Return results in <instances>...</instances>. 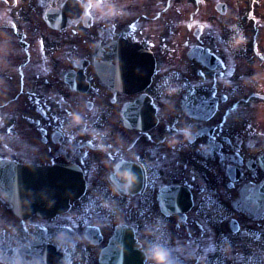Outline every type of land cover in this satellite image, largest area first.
<instances>
[{
  "label": "flooded vegetation",
  "instance_id": "af4514ba",
  "mask_svg": "<svg viewBox=\"0 0 264 264\" xmlns=\"http://www.w3.org/2000/svg\"><path fill=\"white\" fill-rule=\"evenodd\" d=\"M66 1L13 0L11 6L20 12L6 13L1 28L12 36L45 33L78 40L65 49L59 73L83 66L91 80L88 93L92 92L93 99H103L102 113L95 123H88L82 115L84 123L65 134L69 105L36 89L28 118L33 146L27 162L77 166L86 182L85 192L64 214L26 220L7 212L0 193V264H96L99 251L117 226L132 228L137 241L167 248L172 264H226L227 246L222 255L214 248L215 223L227 228L234 205L237 211L233 215L242 225L251 221L264 225V200L257 203L252 195V189L264 180L259 166L264 155V16L254 19L249 9L245 22L241 13H232V0H116L124 10L122 17L101 19L90 10L89 22H76L82 10L74 4L67 12H59ZM74 1L80 4V0ZM61 17L65 28L50 29L62 23ZM232 23L248 36L245 47L228 48V25ZM122 38L154 56V80L146 91L157 110L152 128H127L120 122L122 106L137 100L138 95L112 93L94 80L91 62L97 51ZM238 71L245 74L243 81ZM247 74L255 77L247 82ZM165 79L179 85L176 97L164 95L161 82ZM54 85L58 96L66 94L63 83ZM246 87L256 91L249 94L258 100L255 120L248 121L245 114L241 123H231L230 106L238 97L246 100ZM75 96L82 106L80 96ZM110 116L113 123H107ZM181 127L193 129L194 143L170 147L164 138L177 134ZM105 130L102 140L107 151L100 152L92 133ZM5 158L26 163L5 152L0 154V163ZM121 163L139 179L131 191L113 195L108 177ZM231 167L239 172L237 183L230 182ZM167 187L178 188V199H171L177 204L168 206L166 199H158ZM102 200L110 201L113 208L103 207ZM160 203L177 212L161 214ZM188 205L190 209L185 211ZM149 228L150 236L145 235ZM38 244L52 249L56 256L42 254Z\"/></svg>",
  "mask_w": 264,
  "mask_h": 264
},
{
  "label": "clouds",
  "instance_id": "9594fccd",
  "mask_svg": "<svg viewBox=\"0 0 264 264\" xmlns=\"http://www.w3.org/2000/svg\"><path fill=\"white\" fill-rule=\"evenodd\" d=\"M80 7L82 9L81 17L76 22H84L88 19V13L96 14L101 19H113L122 17L125 13L116 0H80ZM229 13L225 11L224 15ZM230 35L227 38V46L230 50L245 47L248 41V36L244 30L236 23L228 25ZM7 38L0 35V53L7 51ZM163 93L165 96H173L179 91V85L173 83L171 80L165 79L162 82ZM69 123L65 128V134L75 126L84 123L81 111H70L68 113ZM105 131H97L92 133V138L95 141V148L97 151L105 152L107 148L102 140L106 135ZM170 147H175L178 143L186 144L194 143V131L190 127H181L177 130V134L164 138ZM138 175L131 168H121L114 166L112 172L109 174V191L113 195H118L121 191H131L138 182ZM101 205L105 208L112 209L113 205L108 200H102ZM152 229H146L145 235H151ZM137 248L143 253L145 257V264H172L170 253L167 248L159 243L145 244L144 241H137Z\"/></svg>",
  "mask_w": 264,
  "mask_h": 264
},
{
  "label": "rangeland",
  "instance_id": "374dc122",
  "mask_svg": "<svg viewBox=\"0 0 264 264\" xmlns=\"http://www.w3.org/2000/svg\"><path fill=\"white\" fill-rule=\"evenodd\" d=\"M0 55H2L1 53H0ZM5 98V96L4 97H2V98H0V102L3 100ZM244 264H250V260H248L247 262H245Z\"/></svg>",
  "mask_w": 264,
  "mask_h": 264
},
{
  "label": "snow or ice",
  "instance_id": "6c2138e0",
  "mask_svg": "<svg viewBox=\"0 0 264 264\" xmlns=\"http://www.w3.org/2000/svg\"><path fill=\"white\" fill-rule=\"evenodd\" d=\"M13 40H14V37H13ZM58 119H59V117H58Z\"/></svg>",
  "mask_w": 264,
  "mask_h": 264
}]
</instances>
